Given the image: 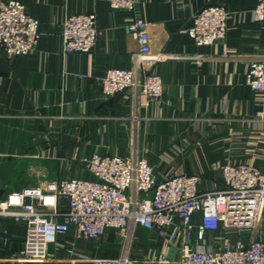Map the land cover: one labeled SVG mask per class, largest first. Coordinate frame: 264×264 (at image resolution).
Returning a JSON list of instances; mask_svg holds the SVG:
<instances>
[{"label":"crops","instance_id":"1","mask_svg":"<svg viewBox=\"0 0 264 264\" xmlns=\"http://www.w3.org/2000/svg\"><path fill=\"white\" fill-rule=\"evenodd\" d=\"M15 1L38 21L40 38L32 52L10 60L0 50V152L2 161H17L6 193L63 179L93 181L81 164L93 155L144 158L157 181L199 176L202 192L220 187L227 164L264 171V102L245 81L249 61L264 50V28L252 19L257 0H135L132 12L112 9L109 0ZM208 1L230 13L227 33L222 41L198 46L188 28ZM83 13L96 16L99 37L90 53L64 54L62 22ZM131 18L150 23L151 51L139 60L141 77L154 73L163 84L161 98L148 105L134 89L108 101L100 97L108 69L135 63L138 43L124 31ZM199 219L197 214L194 221ZM24 236V224L0 217V264L22 250ZM120 236L58 237L43 264H87L72 262L69 248L87 259H116ZM235 238L264 243V214L252 233ZM180 240L165 246L156 233L136 227L130 264H151L145 261L149 252L166 253L177 264Z\"/></svg>","mask_w":264,"mask_h":264},{"label":"built area","instance_id":"2","mask_svg":"<svg viewBox=\"0 0 264 264\" xmlns=\"http://www.w3.org/2000/svg\"><path fill=\"white\" fill-rule=\"evenodd\" d=\"M109 4L114 10L132 12L135 0H109ZM229 18L224 6L208 1L192 16L188 34L198 46L212 45L225 39ZM252 19L264 28V0H257ZM149 27L140 18L125 24V33L138 43V53L132 68L105 72L100 82L103 101L129 89L140 93L145 105L161 98L159 75L141 77L139 72V60L151 51ZM99 34L94 14L68 15L62 22V52L90 53ZM39 38L38 21L22 3L0 0V50L6 59L32 52ZM245 81L264 102V50L249 61ZM81 164L95 180L38 183L1 198L0 217L25 226L22 250L3 264H43L49 258L48 246L57 244L58 237L71 233L75 239L98 241L111 231L119 232L122 239L116 259H87L71 248L66 252L72 262L130 264L128 252L136 227L156 233L165 246L181 237L177 264H264V243L235 238L252 233L262 220L264 171L245 163L227 164L219 173L220 187L202 192L198 189L202 179L196 175L172 174L157 181L144 158L93 155L81 159ZM145 261L170 264L163 252H149Z\"/></svg>","mask_w":264,"mask_h":264},{"label":"water","instance_id":"3","mask_svg":"<svg viewBox=\"0 0 264 264\" xmlns=\"http://www.w3.org/2000/svg\"><path fill=\"white\" fill-rule=\"evenodd\" d=\"M16 165V160H5L0 162V200L6 193L7 185Z\"/></svg>","mask_w":264,"mask_h":264}]
</instances>
